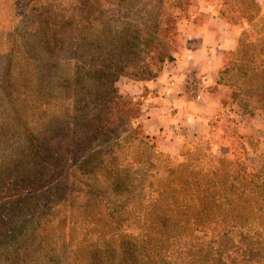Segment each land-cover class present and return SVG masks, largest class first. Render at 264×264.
Returning a JSON list of instances; mask_svg holds the SVG:
<instances>
[{"label": "rangeland", "instance_id": "rangeland-1", "mask_svg": "<svg viewBox=\"0 0 264 264\" xmlns=\"http://www.w3.org/2000/svg\"><path fill=\"white\" fill-rule=\"evenodd\" d=\"M221 2L164 0L160 6L161 28L159 33L156 30L151 33L154 10L150 0H94L92 3L86 0H0V264H8L20 237H37L40 245L28 251L40 261H45L49 248L54 249L58 264L62 259L65 262L66 257L71 262L81 263L84 256L95 252L90 240L84 237V231L89 230L91 224L78 212L80 201L76 195L73 206L66 202L50 210L46 202L53 197L54 184H66L62 188L67 191L74 178L80 180L81 175L71 169L76 163L80 170L78 158L62 151L67 143L60 141L54 146L56 153L64 154L65 158L45 178L35 176L37 169L33 164L28 163L33 175L27 178L19 176L14 169L18 152L25 147V130L19 126L23 124L19 121H25L30 131L39 132L46 117L61 118L64 109L73 104L74 94L67 95L60 81L72 76L75 69L74 56H67V51L74 49L77 37L88 39L83 37L86 31L82 26L76 25L82 13L94 14L96 21L86 30L94 34L96 41L103 43L110 36L115 42L116 35L126 29L131 36L136 32H141V37L149 36L151 46L159 41L165 43L163 49L167 57L153 67L154 75L141 76L138 68L127 65L126 73L115 76L118 93L140 104L139 117L133 121V126L140 125L145 134L153 137L148 146L153 153L156 175L145 178L143 192L131 194L142 203L130 202V215L141 218L146 215L153 231H169L174 227L170 212L150 213L148 201L156 196L154 189L158 187L160 191L162 188L171 191L169 194L180 202L188 201L193 205L203 200L217 202L216 205H220L213 213L220 217L228 215L227 220H232L226 225L225 247L218 246L212 251L210 236L217 228L221 229L220 225L189 223L183 227L177 224L175 227L181 226L186 231L171 238L173 244L167 249L169 255L165 259H155L150 264H200L189 261V255L205 260L207 252L220 258L215 260L216 264H264V6L256 0H227V6H221ZM221 7L225 14L220 17L236 31V46L224 54L211 84L199 85L200 78L210 75H187L193 90L200 86L199 92L206 94L204 99H208L209 106L205 105L204 110L202 106L200 110L197 107L184 110V114L178 116L173 113L156 133H149L154 126V122H147L149 104L167 93L168 84L172 86V73H176V63L188 36L198 30L212 10L218 14ZM89 8L93 12H87ZM46 17H54L47 27L43 22ZM69 19L72 27L59 31ZM44 30L49 33L47 40L58 32L57 40L51 39V49H44L45 41L40 35ZM149 49L141 46L130 54L134 65L140 60L150 62L146 56ZM112 50L117 51L115 46ZM151 51L153 54L149 52V56L156 57L155 50ZM143 68L140 64V69ZM7 74L11 75L10 88H4ZM52 75L55 76L51 78ZM38 77H43L41 93L46 98L34 104L31 99L39 94L34 93L36 88L31 85ZM85 87L91 89L92 86ZM6 91L13 92L11 98ZM198 103L204 104V101L199 99ZM135 144L128 150L139 155L141 147ZM99 145L95 144L94 148L103 149L105 142ZM23 162L25 165L29 161ZM129 162L124 160V164ZM102 183L96 184L93 193L112 197ZM68 195L69 192L65 197ZM40 220L43 222L38 223ZM203 264H211V261Z\"/></svg>", "mask_w": 264, "mask_h": 264}, {"label": "trees", "instance_id": "trees-1", "mask_svg": "<svg viewBox=\"0 0 264 264\" xmlns=\"http://www.w3.org/2000/svg\"><path fill=\"white\" fill-rule=\"evenodd\" d=\"M86 1L92 3L94 0ZM221 1V6H227V0ZM163 2L164 0H150L154 10L151 12V33L154 32L153 30L159 33V28H161L160 6ZM219 10V16L225 14L222 7ZM89 11L93 12L90 8L87 12ZM82 15V19L78 20L76 25L80 24L82 26V29L86 31L84 33L86 36L83 37L88 39L79 40L77 37L74 49L67 51V56H74L75 69L72 76L63 77L64 79L60 81L67 95L74 94L71 109L65 108L61 118H56V115L46 117L39 132L30 131L27 123L19 119V123H23L19 126L24 127L25 130L23 138L25 147L18 152L15 159L17 163L14 164V169L19 176L27 178V176L33 175V169L28 166L29 163L35 165L37 170L34 174L36 177L43 175L45 178L49 171L54 172L53 167L57 166L64 157V154L59 155V152L56 153L57 149L55 150L54 147L60 141L67 143V147L62 151L72 154L73 158H78L80 162L79 171L75 166L76 163L71 167L72 170L76 169L74 171L78 175H81L78 177L80 180L77 181L74 178L70 186L67 187V191L63 189L66 184L63 183L62 186L54 184L52 186L53 197L47 198L46 202L49 203L48 206H51L50 210H53V208L55 210L62 204L65 205L66 202L73 206V197L76 195L80 201L77 204L78 212L82 216L84 215V221L89 219L91 224L89 230L84 231V237L90 240V243H92L91 249L93 251L95 249V252L90 256H84L81 263L71 262L67 260V257L65 262L62 259L59 263L150 264L155 259H165L169 255L167 249L173 244L170 243L171 238L181 236V233L185 230L181 229V226L175 227L177 224H183V227H186L189 223L195 226L208 223L220 225L221 229L217 228L210 236L212 240L209 241V248L211 251L218 246L224 248L223 240L228 233L226 225L228 226V221L232 220H227L228 215L220 217V215L213 213L215 207L220 205H216L217 202L209 203L203 200L196 202L197 205H193L188 201L180 202L169 194L171 191L163 188L160 191L157 187L154 189L156 196L150 198L148 206H151V214L156 211L170 212L175 226L169 231H153L151 229L152 223H147L148 217L146 215L141 218L130 215L131 213L128 212L130 202L138 203L139 201V203H142L138 197V201L134 199L135 197H131V194L143 192L145 190V178L156 175L155 166L152 163L153 153L150 151L151 146H148L150 139H153V137L145 134L140 125L133 126V121L139 117L140 104L124 98L118 93L115 86V76L126 73L125 68L127 65L129 68H138L142 72L141 76L154 75L156 72L153 73V67L163 63L165 57H167L163 49L165 43L159 41L157 45L152 44L151 46L150 41L152 42V39L150 40L149 36L146 38L141 37V32H136L131 36L126 29L116 35L115 42L110 36H107L108 39L103 43L102 41H96L94 40V34H89L86 30L91 29L96 21L94 14L82 13ZM39 17H41V13H39ZM53 19L54 17L44 18V26L47 27ZM68 21L69 24H66ZM68 21L63 22L65 25L62 24L59 31L63 28L72 27L70 19ZM170 23H172V20ZM56 34L58 32L53 33L51 38L47 40L49 33L45 30L40 32L42 41H45V50L46 48H52L50 46L51 39H56ZM56 40L53 41L54 44ZM114 46L117 51L112 50ZM141 46L150 47L148 51L152 54L153 51L151 50L154 49L157 56L151 57L148 52L146 56L150 62L140 60V63L134 65V58L130 54L134 53L136 49H140ZM143 52H145L144 49ZM11 60L9 68L12 66ZM140 64H143V69H140ZM8 74L4 79V88L5 86L8 88L12 86L11 75ZM54 76L52 75L51 78ZM46 78H48L47 75ZM42 84L43 77H38L34 85H31L36 88L34 93L39 94L32 97L31 100L34 104L39 102L40 99L46 98L41 93ZM88 84L92 86L91 89L85 87ZM6 92L9 95L8 97L11 98L13 92ZM100 142H105L104 148H94L95 144L101 146L99 145ZM134 142H136L135 146L141 147L139 155H136L135 151L129 152L128 150ZM127 153L132 154L128 156ZM24 160L29 162L24 165ZM124 160H130L129 164H124ZM64 164L62 163L61 166L64 167ZM124 165L127 166L124 167ZM9 170L12 171L13 169ZM101 181L109 189L112 197H104V195L93 193L96 190V184ZM150 188H154L153 185H150ZM67 192H69V195L65 197ZM48 195H50V192ZM80 195L82 196L79 197ZM132 198L133 200H131ZM42 222L40 220L38 223ZM39 243L36 236L29 239L20 237L8 264H50V261L52 264H58L56 261L59 258L56 257L52 248L47 250L45 257L43 256L45 261L35 259L29 254L28 249H36L40 245ZM205 254L207 256L205 260L196 259V257L190 255L188 260L194 263L200 262V264L209 260L211 264H216L215 260H220L216 255H212V252Z\"/></svg>", "mask_w": 264, "mask_h": 264}, {"label": "crops", "instance_id": "crops-1", "mask_svg": "<svg viewBox=\"0 0 264 264\" xmlns=\"http://www.w3.org/2000/svg\"><path fill=\"white\" fill-rule=\"evenodd\" d=\"M256 1L264 6V0ZM236 41V31L230 29L228 24L212 10L198 30L188 36L186 46L176 63L177 74L172 73V86L168 84L171 89L166 86L167 93L149 104L150 117H147V122H154V126L148 130L149 133H156V130L160 129L173 113L178 116L184 114V110L196 107L200 110L201 106L202 109L205 105L209 106L208 99H204L206 94L199 92L200 86H196L197 90H193V85L188 81L187 75L188 73L210 75L200 78L199 85L211 84L214 75L218 73L223 63L224 54L235 48ZM193 92L197 93L193 94ZM199 99H202L204 104L198 103Z\"/></svg>", "mask_w": 264, "mask_h": 264}]
</instances>
